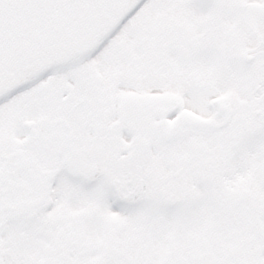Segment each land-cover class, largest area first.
Returning a JSON list of instances; mask_svg holds the SVG:
<instances>
[{"label": "snow or ice", "instance_id": "obj_1", "mask_svg": "<svg viewBox=\"0 0 264 264\" xmlns=\"http://www.w3.org/2000/svg\"><path fill=\"white\" fill-rule=\"evenodd\" d=\"M0 264H264V0H0Z\"/></svg>", "mask_w": 264, "mask_h": 264}, {"label": "rangeland", "instance_id": "obj_2", "mask_svg": "<svg viewBox=\"0 0 264 264\" xmlns=\"http://www.w3.org/2000/svg\"><path fill=\"white\" fill-rule=\"evenodd\" d=\"M51 79V78H50ZM47 82H43L41 86H43V84H46ZM67 87H69L68 89H71V85H66L65 90L67 89ZM202 196L200 193H193V199H192V204L193 206H198L201 202ZM172 203H175L174 201Z\"/></svg>", "mask_w": 264, "mask_h": 264}, {"label": "water", "instance_id": "obj_3", "mask_svg": "<svg viewBox=\"0 0 264 264\" xmlns=\"http://www.w3.org/2000/svg\"><path fill=\"white\" fill-rule=\"evenodd\" d=\"M57 124V123H56ZM45 125V124H44ZM17 155V153L15 152V153H12V154H10L9 155V157H15Z\"/></svg>", "mask_w": 264, "mask_h": 264}]
</instances>
